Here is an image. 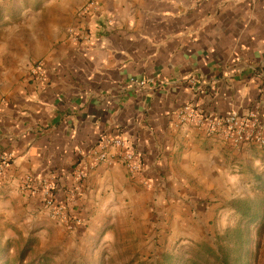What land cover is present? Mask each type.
<instances>
[{"label": "crops", "instance_id": "1", "mask_svg": "<svg viewBox=\"0 0 264 264\" xmlns=\"http://www.w3.org/2000/svg\"><path fill=\"white\" fill-rule=\"evenodd\" d=\"M90 2L96 10L84 13ZM4 9L13 15L0 20V159L13 158L0 187V246L33 236L36 254L69 264L99 242L136 241L144 226L173 245L234 225L233 202L253 195L264 147L236 150L176 116L194 105L256 113L264 125V0H3ZM37 61L42 84L31 76ZM132 78L148 84L133 89ZM106 137L141 153L143 177L119 161L90 170ZM78 170L89 175L75 191ZM28 177L56 187L68 220L23 190Z\"/></svg>", "mask_w": 264, "mask_h": 264}, {"label": "built area", "instance_id": "2", "mask_svg": "<svg viewBox=\"0 0 264 264\" xmlns=\"http://www.w3.org/2000/svg\"><path fill=\"white\" fill-rule=\"evenodd\" d=\"M3 0H0V3ZM92 9L96 10V4L90 2L84 9V13H89ZM74 34V32H72ZM87 40V39H86ZM31 76L37 83H45L47 74L45 65L42 61L35 62L31 69ZM195 87L196 81L190 80ZM148 84L145 80L132 78L129 82L131 88H144ZM4 98L0 93V104ZM177 126H190L198 129L209 137L219 138L229 144L236 150H241L246 145H256L264 147V125L260 117L256 113L249 115H241L237 112L229 113L225 116H216L208 114L200 110L194 105H185L176 116ZM115 150V155H111L110 151ZM12 156H4L0 159V187L4 185L7 170L11 164ZM93 163L90 170L95 169L98 165L104 163L121 162L129 177L139 179L143 177L144 166L142 163L141 153L124 138H103L98 147L91 152ZM89 173L84 170H78L75 173V191H79L80 185L88 177ZM143 184L151 188L149 180L144 179ZM24 191H32L40 193L45 208L50 215L57 220H68V207L58 201L56 196V187L50 182L42 179L36 180L28 177L23 186Z\"/></svg>", "mask_w": 264, "mask_h": 264}, {"label": "trees", "instance_id": "3", "mask_svg": "<svg viewBox=\"0 0 264 264\" xmlns=\"http://www.w3.org/2000/svg\"><path fill=\"white\" fill-rule=\"evenodd\" d=\"M251 184L253 195L233 202L237 223L213 244H198L181 254L163 253L139 264H259L264 240V172L255 173ZM37 245L33 236L8 241L0 246V264H55L50 252L36 254Z\"/></svg>", "mask_w": 264, "mask_h": 264}, {"label": "rangeland", "instance_id": "4", "mask_svg": "<svg viewBox=\"0 0 264 264\" xmlns=\"http://www.w3.org/2000/svg\"><path fill=\"white\" fill-rule=\"evenodd\" d=\"M8 15L10 16L8 22H10L12 20L11 16L13 15L12 9L0 10V20L2 19V22L5 21V18ZM2 36L3 34L0 33V40ZM236 223L237 217L235 218L234 225ZM229 227H227V229ZM227 229L217 231L214 236L206 239L205 241L194 243L177 242L173 245H169L168 241H163L161 239L162 236H157L156 232L159 231L158 229L154 230L156 237H153L150 233L151 229L144 226L142 227L143 237L136 238V241L134 240V236L126 234V241L121 239L116 242V244L111 246H107L106 243L99 242L97 249L88 253L90 256L77 264H132L133 262H135V264H139L141 261H146L151 257L161 256L163 253L181 254L198 244H213L216 241V237L224 234ZM259 264H264V240Z\"/></svg>", "mask_w": 264, "mask_h": 264}]
</instances>
